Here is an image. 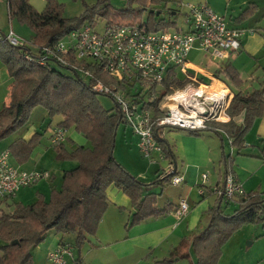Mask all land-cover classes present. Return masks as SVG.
I'll list each match as a JSON object with an SVG mask.
<instances>
[{"label":"trees","instance_id":"trees-1","mask_svg":"<svg viewBox=\"0 0 264 264\" xmlns=\"http://www.w3.org/2000/svg\"><path fill=\"white\" fill-rule=\"evenodd\" d=\"M134 1L139 5L136 10L119 11L104 5L101 8H89L83 15L74 19L63 17L61 5L57 0H46L43 11L36 10L30 0L7 1L9 16L27 23L35 35L30 41L31 46L26 43L22 47H17L5 40L4 34H0V55L10 75L8 98L0 109V141L21 129L28 122L33 110L43 106L50 118L61 117L57 127L65 130L74 128L90 144L78 146L72 151L65 149L64 142L53 145L59 159L75 162L73 168L64 171L61 186H53L48 198L40 194L31 204L12 202L11 212H1L0 264H30L33 259V248L40 244L51 230L74 234L75 246L81 248L89 235L96 233L109 205L107 190L113 185L132 200L135 209L132 225L146 218L158 216L171 208L169 202L163 209L159 208L157 193L152 190L151 184H144L138 180L115 158L116 130L124 120L117 105L110 110L102 106L97 96L99 92L93 89L91 81H85L78 68L93 71L98 79L106 84L114 82V78L103 72L96 61L83 62L68 55L67 66L57 63L50 56L42 59L38 55L43 47L56 45L70 31L83 26L87 20L91 25L97 26L95 16L104 17L109 24L149 25L151 21H163L166 24V28L163 29L167 30L176 25L171 19L168 22L165 19L157 20L156 16L161 10L153 5L161 4L162 0ZM166 10L172 14L173 9ZM145 11L149 14L148 18L139 20ZM129 12L133 16L127 18ZM52 63L59 64L73 73L63 72L53 67ZM213 75L231 89L232 98L226 110L229 120L212 121L209 122L207 129L190 133L196 136H201L204 131L214 132L220 136L225 134L229 137L231 145L241 151L246 146L247 132L255 120L264 113V89L244 93L241 90L244 80L232 62L217 68ZM96 80L97 78L94 79ZM199 80L204 82L202 77ZM189 81L190 78L186 74L177 72L173 78L166 80L165 87L171 91ZM240 116L242 120L239 121ZM155 135L162 144L166 158L172 163L173 153L169 142L160 134ZM36 140V137L30 142L17 139L8 150L12 155L26 158ZM224 162L226 175L233 173L232 155L224 154ZM176 173L177 171L164 173L163 179L157 182L170 183ZM203 187L205 192L213 191L205 184ZM11 198L13 197L4 200ZM218 198L219 204L211 210L209 225L198 232L192 240L195 250L214 245L221 247L232 236L238 227L236 224L240 222L264 220V193L250 191L227 200L237 204L232 213H227L222 208L221 202L224 198ZM186 247L187 242L184 240L162 262H174L187 257L188 254L182 252Z\"/></svg>","mask_w":264,"mask_h":264},{"label":"built area","instance_id":"built-area-1","mask_svg":"<svg viewBox=\"0 0 264 264\" xmlns=\"http://www.w3.org/2000/svg\"><path fill=\"white\" fill-rule=\"evenodd\" d=\"M187 7L188 22L193 26L191 31L155 29L139 23H106L101 30H97V26L84 24L70 31L56 45L43 47L38 54L42 59L50 56L57 63L67 66L68 55L83 62H98L102 71L114 78V82L106 84L93 71L83 67L78 69L90 78L95 91L112 97L124 123L130 125L138 136L140 152L152 160L156 153L161 159L166 157L156 133L164 137L166 129L170 128L202 131L208 128L209 122L229 120L226 110L232 98L231 91L218 78L206 83L200 82L197 73L194 76L190 74V51L198 45L215 58L224 60L242 50L246 32H255L230 27L225 18L207 4H188ZM4 38L17 47L27 43L13 31ZM177 72L186 74L190 81L182 87L167 90L166 80L173 78ZM215 82L220 86L213 87ZM66 133L61 127L55 128L51 136L52 145L65 142ZM174 170L175 167L171 166L165 173L177 171ZM47 174L15 166L10 151L4 150L0 154V202L14 197L22 187L33 185ZM207 178L208 175L203 174V181ZM183 181L184 177L176 173L170 183ZM245 192L233 173L227 174L224 184L214 189L218 197L226 200L242 196ZM199 193L203 195L205 188L202 187ZM176 211L180 217L188 213L186 199H180ZM66 255L73 256V247L60 244L48 253L49 263L67 264Z\"/></svg>","mask_w":264,"mask_h":264},{"label":"rangeland","instance_id":"rangeland-1","mask_svg":"<svg viewBox=\"0 0 264 264\" xmlns=\"http://www.w3.org/2000/svg\"><path fill=\"white\" fill-rule=\"evenodd\" d=\"M8 0H0V34H8L13 31L14 34L27 42L28 45L31 46L30 41L34 38L35 32L34 30L24 22L19 21L17 18H11L8 13ZM62 8V15L67 19H74L76 17H80L83 15L87 9L89 8H101L104 5H109L119 11L121 10H136L138 9V3L134 0H57ZM150 1V0H149ZM148 1V2H149ZM218 4H225L226 0H215ZM32 5L38 11H43L46 6V0H30ZM206 4L205 0H162L161 4H155L153 7L161 10V13L158 14L157 20L165 19L168 22L170 19L176 22V25L170 27L169 30H177L178 28L182 31H191L193 26L188 22L189 18V8L188 4ZM260 10L257 11L255 15H259L262 23L257 22V18L251 17L245 20L241 24V28L245 29V31L253 30V27L264 26V3H261ZM166 8H171L172 14H170ZM157 10V11H158ZM215 11L219 12V15L223 16L224 11L216 8ZM254 15V16H255ZM133 16L131 12L127 14V18ZM149 14L147 11L143 12L139 20H146ZM228 25H231L229 17L225 14L223 16ZM97 22V30H101L103 26L106 24V20L104 17L95 16L94 17ZM89 20L85 24L88 23ZM151 27L157 29L166 28V24L163 21H151L149 24ZM260 31V29H259ZM262 32V31H261ZM249 39L250 47H246V50H243L242 53H232L229 55L227 59L220 60L215 58L210 52L204 51L198 45L190 51L188 55V60L196 64L200 67H203L209 72H212L214 69L219 68L224 62L230 60L234 62L241 71L242 77L245 80V84L242 86L243 91H252L255 89L262 88V82L264 81V36L259 32H246L244 36V41ZM37 49V48H36ZM52 66L68 73H73V71L61 67V65L52 63ZM86 82H90V78L84 76ZM210 82L211 80L204 79V82ZM10 83V75L9 70L4 62L3 58L0 55V89H4ZM231 90V89H230ZM98 99L102 106L107 109H113L116 106L115 101L112 97L98 93ZM3 98V97H2ZM5 99H0V109L3 107ZM7 101V100H6ZM5 101V102H6ZM44 107L36 108L30 115L29 120L20 131H24L30 125L33 126L35 124L38 129H42L44 131L43 136L44 139H47L48 146H45L47 149V153L41 156L39 167L48 168L49 170L59 169L60 165L69 166L68 168H73L75 166L74 161H64L58 162L55 158V148L52 144H50L51 133L54 131L56 123L58 122V118L50 120L49 118L44 119ZM66 141L65 144L70 148V143H72L68 137H71L73 133L72 130H66ZM17 133V132H16ZM15 133L9 135L5 140L7 141L10 136H14ZM201 136L209 139L211 144L215 150L218 148L219 157L216 159L215 165H211L208 168H204L202 171L209 176V183L215 184L218 177V167L217 164L220 163L219 159L221 158L222 153L224 152L226 155H232L235 159L233 163V169L236 174L241 185L243 186L246 192H250L251 190L258 191L264 193V116L259 118L256 123L249 129L246 134L247 145L239 151L237 148H234L231 145L230 139L227 135L223 134V136H218L212 132L204 131ZM72 138V137H71ZM164 138L168 140L171 144L174 143V139L169 131L165 132ZM0 141V153L3 152L4 141ZM90 142L87 144L89 145ZM44 148V149H45ZM45 149V151H46ZM114 156L117 161L124 166L130 174L135 176L138 180L142 181L144 184H150L154 181H157L158 177H156L155 172L160 170L161 174H164L168 171L169 161L166 157L164 159L160 158V154L156 153L154 155V160L145 157L138 147V138L137 135L133 132V129L130 125L122 122L119 124L114 142ZM65 166V167H66ZM67 168V167H66ZM223 170V165L220 167ZM59 174V172H58ZM234 174V172H233ZM236 174H234L236 176ZM49 175L42 177L37 182H35L32 187L36 186L37 183L49 184ZM36 184V185H35ZM61 182H58L57 186H60ZM208 185L207 181L202 180V176L198 178L196 185H191L187 182H181L179 184H172L161 182L157 183L158 188L155 191L158 197V204L164 205L168 201H172L173 203H179L181 198L189 200V203L192 205L195 202H198L201 199L202 194H200V190L203 185ZM117 188V187H116ZM108 199L109 205L101 219L98 229L95 234L89 235V239L93 243H96L98 239L99 231H101L102 222L108 216L109 209L113 207V203L110 199L109 192ZM154 191V190H153ZM122 193V190H121ZM124 193V192H123ZM180 193L182 196H180ZM198 195V196H197ZM123 196L129 198V202L125 208L126 213L128 210L132 209V200L126 194ZM190 197V198H189ZM123 199V198H122ZM188 202V201H187ZM224 201L225 206L224 210L232 213L237 205L234 202H230L229 204ZM211 207L213 208L215 204V199H210ZM228 206V207H227ZM110 207V208H109ZM3 209L6 212L10 211V208L7 206H3ZM0 210V214H1ZM133 213H130L128 221L123 224L125 227L126 223L129 228L133 222ZM105 217V218H104ZM107 219V218H106ZM143 225V224H141ZM238 227L233 232L232 236L227 239L221 247L218 245L209 246V258L207 264H264V220H258L256 222H240ZM138 227L135 226L134 229ZM145 226H141L142 230ZM126 229V228H125ZM63 234L72 236L68 233L58 232L57 230H51L47 233L45 239L33 248V259L30 264H50L48 260V252L50 243L56 239L55 235L61 237ZM75 244V236H72ZM86 246H85V245ZM84 249L87 247H92L90 243H84ZM82 245V246H83ZM81 246V247H82ZM76 247V246H74ZM94 247V246H93ZM168 247V244L162 245L159 249L154 251L150 264H159L160 262H156L155 257L164 256L163 249ZM167 249V248H166ZM165 249V250H166ZM84 251V252H83ZM78 253V251L76 250ZM86 253V250L82 248V254ZM156 253L158 255H156ZM47 255V256H46ZM97 256H91L83 259L82 264H98ZM71 259L70 256L66 255L67 264H74L73 261H69ZM196 259L198 263L199 260ZM147 264V262H144ZM160 264H189L187 260H180L175 263L163 262Z\"/></svg>","mask_w":264,"mask_h":264},{"label":"crops","instance_id":"crops-1","mask_svg":"<svg viewBox=\"0 0 264 264\" xmlns=\"http://www.w3.org/2000/svg\"><path fill=\"white\" fill-rule=\"evenodd\" d=\"M205 3L214 11L216 8L224 11V13L229 17V20L231 22V25H229L230 27L241 28V24L245 20L251 17H254L255 19L257 18L258 19L257 22L262 23V20L260 19L259 15L258 14L255 15V14L257 13L258 10H260V7L262 5L261 3H264V0H226L225 4H218L215 0H205ZM250 8L252 9L251 11ZM215 12L219 14V12L217 11ZM225 14H223V16H225ZM251 27L255 28L256 32H259L264 36V26H260V27L251 26ZM244 36L242 39L243 47L242 50L240 51L241 53L243 50H246V47H250L249 39L244 41ZM227 62H232V61L228 60L224 62L222 65H224ZM189 63L191 64L190 74H192L193 76L194 73H197L199 79L200 77L208 80H212V78L216 79V77L213 75V72L216 71L217 68L214 69L212 72H209L203 67L193 64L190 61ZM232 64L239 70L241 74V71L238 68V66L234 62H232ZM216 83L217 82H215V84ZM9 84L4 89L2 88L0 89V99H5L4 103L8 98ZM244 84H245V80L243 85ZM242 86H241V90H242ZM260 89H264V81L262 82V88ZM255 90H259V89H255ZM252 91H246V92H252ZM243 92L246 93L245 91ZM38 107H42V106H38ZM44 113H45L44 119L49 118L50 120H53L55 118H58V122L61 120V117L59 116H56L53 119L50 118L48 116V111L45 107H44ZM262 116H264V113ZM262 116L258 117L255 120L254 124ZM240 120H242V116L239 117V121ZM58 122L56 123L53 130H55V128L57 127ZM20 130L21 129H19L17 133L15 132L14 136H10L7 141L5 140L6 138L3 139L5 140L4 141L5 143L2 146L3 149L5 150L9 149L10 145L17 139H23L27 142H30L33 138L36 137L37 140L34 141L35 143L33 142L32 149L26 158L24 156L22 158H19L11 154V161L15 166L24 170H29V171L38 170V171L47 172L49 175V181H48L49 184L44 185L43 183L39 182L37 183V185L35 184L36 186L34 187L32 186L22 187L13 198L6 199L0 202V210L2 212L5 211L3 209V206L6 207L8 206L10 208L9 212H11L13 207L10 205V203L12 202L31 204L38 199L40 194H43L46 198H48L51 192V188L53 186L60 187L62 184V176L64 171L66 169H70L68 168L69 166L63 164L60 165V168L58 170L57 169L49 170L48 168L39 167V164H41L40 161H42L40 160L41 156L47 153V149L45 148V146H48L47 139H44L43 136L44 131L42 129L41 130L38 129L35 124H33V126L30 125L24 131H20ZM69 130L73 131V133L71 134L72 138L68 137L67 139H69L72 143H70V148H69L64 142L65 149H67L68 151H72L74 148L78 146H88L87 144L89 142L83 135L78 133L74 128H70ZM166 131H169V133L172 135V138L175 141L172 144L169 142L170 148L173 153V157H171L172 163L171 161H169L170 164L168 168H170L171 166L175 167L177 173L184 177L183 182L188 181L189 184L191 183V185H196V182L198 181L200 175L202 176V180H203V174H206L202 170L204 168H208L211 165L212 166L215 165V162L217 161L216 159H218L219 157L218 148L217 150H215L214 149L215 146L211 144L209 139L205 138L204 136L193 135L190 133V131L176 129V128L166 129ZM53 132L51 134H53ZM245 140H246V136H245ZM50 142H51V137H50ZM246 145H247V141H246ZM44 148L46 149V151ZM224 154L225 153L223 152L221 158L219 159L220 163L217 164L219 171H218V177L216 183L215 184L209 183L210 182V181L208 182L209 176L206 180L208 183L207 186L213 189V191L205 192L201 196V199H199V201L195 202V204L193 205L189 203V200H187L189 204V211L185 216L180 217L176 211L178 205L173 203L172 201H168L169 203H171V208L168 211L155 217L146 218L143 221L130 226L129 228H127L128 227L127 223L125 227H123L125 221L126 222L128 221L130 213H133L135 209L132 206V209L128 210L127 213L125 210H122V208H125L126 205L128 204L129 198L123 196V194L125 193L123 192L121 193V190L113 185L108 188V190H110V192L109 191L108 192L110 199L112 198L111 201L113 203L112 205L113 207L111 208L109 207L110 211L108 213V216L106 217L107 219L104 217L105 219L101 223L102 227H101V231H99V235L97 237L98 239L96 240V243H93L91 239L88 238L86 242L90 243L92 247H87L86 249H84V247L86 246L84 244L85 246L83 245L81 248H77L74 247L75 244H73L74 240L72 236H75L74 234L68 233L72 235V236L68 235L69 237H67L66 234H63L61 237L55 235L56 237L54 238L56 239H54L50 243L47 252L49 253L51 250L55 249L60 244H66V245H71L73 247V256L69 261H73L74 264H82L84 257L88 258L96 255H98L97 256L98 264H144V262L150 264L149 261L151 260L154 251L159 249L162 245L168 244L169 248L166 247L167 249L166 248L163 249L165 255L161 256L162 258H160L159 256L155 257L157 263L158 262L163 263L162 261L168 257L170 252L173 251V249H175L176 247L180 246L181 242L185 240L187 242V247L185 249H182V252L187 253L188 256L185 258H181L177 261L187 260L189 264H207L209 258V252H208L209 246L201 250H195V248L192 246V240L198 232L204 230L209 225L211 219V210L214 209L219 204L218 203L219 198L214 193V189L224 184L225 181L226 166L224 162ZM55 158L56 160H58V162H64V160H61L57 157L56 149H55ZM222 165H223V170L220 168ZM232 171L234 172V174H236L233 167H232ZM155 174L156 177H158L157 181H161L163 179L164 174H161L160 170H157ZM236 177L238 178L237 174ZM157 181L150 183L152 186V190H154V192L157 191L156 189L158 188ZM58 182H61L60 186H57ZM180 196H182L181 193ZM211 198L215 199V204L213 208L211 207L210 204ZM224 201L227 200L226 199L222 200L221 202L222 208L225 206ZM168 202H166L164 205L158 204L159 208L163 209L168 204ZM226 203L229 204L230 202L227 201ZM135 226L138 227L134 229ZM141 226H145L143 230ZM61 241L63 242L61 243ZM82 248L83 250H86V253L82 254ZM76 250L78 251V253L76 252ZM156 255L158 254L156 253ZM195 258L199 260L198 263L196 262ZM177 261L169 262V263H175Z\"/></svg>","mask_w":264,"mask_h":264},{"label":"bare ground","instance_id":"bare-ground-1","mask_svg":"<svg viewBox=\"0 0 264 264\" xmlns=\"http://www.w3.org/2000/svg\"><path fill=\"white\" fill-rule=\"evenodd\" d=\"M216 86L219 87L220 85L218 83H216L213 87H216Z\"/></svg>","mask_w":264,"mask_h":264},{"label":"water","instance_id":"water-1","mask_svg":"<svg viewBox=\"0 0 264 264\" xmlns=\"http://www.w3.org/2000/svg\"><path fill=\"white\" fill-rule=\"evenodd\" d=\"M157 14H158V13H157ZM175 170H176V169H175ZM175 170H174V171H175ZM16 242H17V241H14V243H16Z\"/></svg>","mask_w":264,"mask_h":264}]
</instances>
